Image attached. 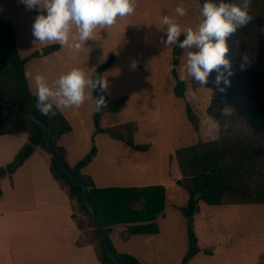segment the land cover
I'll use <instances>...</instances> for the list:
<instances>
[{"label": "trees", "instance_id": "obj_1", "mask_svg": "<svg viewBox=\"0 0 264 264\" xmlns=\"http://www.w3.org/2000/svg\"><path fill=\"white\" fill-rule=\"evenodd\" d=\"M203 3V0H201ZM243 5L244 0H233ZM250 20L226 37L228 52L225 54L231 63L233 72L230 83H215V70L210 77L216 88L208 107L209 113L219 123V136L209 140H198L175 150V157L181 170L176 180L189 193L187 204L180 206L181 211L193 217L199 211V200L210 204L264 203V0H247ZM183 34H181L182 38ZM0 46L12 54V64L7 73L0 78V99L14 102L33 112L52 129L51 142L55 151L79 176L88 187L89 199L95 208L98 221L104 225L109 235L111 227L125 223L121 230L123 239L138 233H154L159 228L156 221L165 216V184L132 186H98L91 175L83 168L96 156L98 148L94 142L90 150L74 164L67 160V149L59 141L64 133L73 129L72 123L61 111L54 109L42 114L36 107V97L30 87L25 71L26 62L33 57L53 52L61 43L52 42L33 50L28 55L20 51L17 33L13 23L0 17ZM174 60L178 63L183 52L174 46ZM116 60V54L110 55L94 69L93 74L103 75L104 71ZM8 63L7 57L0 52V70ZM176 77L175 93L184 95L185 79L178 78L176 67L172 68ZM221 87L223 90H220ZM93 97L103 94L106 103L100 111H94L95 132H103L120 139L137 149H147L148 144H137L134 133L137 128L134 121L102 126L101 119L106 112L119 111L126 98L111 96L106 89L102 92L93 89ZM188 116L196 124L197 115L188 104ZM26 132L28 141L19 149L14 159L0 166V181L14 171L37 149L42 148L51 155L50 168L54 177L66 188L76 206L74 217L83 229L86 240L94 244L102 264H116L108 254L104 239L97 228L92 212L89 210L83 193V186L74 181L57 163L47 146L48 131L22 113L0 105V134ZM3 189L0 184V195ZM189 249L182 264L189 261L203 249L190 222L188 226ZM110 238V236H109ZM111 240V239H110ZM113 246V244H112ZM113 249L123 264L143 263L129 252Z\"/></svg>", "mask_w": 264, "mask_h": 264}, {"label": "rangeland", "instance_id": "obj_2", "mask_svg": "<svg viewBox=\"0 0 264 264\" xmlns=\"http://www.w3.org/2000/svg\"><path fill=\"white\" fill-rule=\"evenodd\" d=\"M10 1L13 3L9 4ZM177 2L179 0H135L133 13L117 17L116 22L105 29L98 26L81 50H70V54H76L71 57L74 65L87 74L116 54V60L103 76L108 81L109 93L126 100L119 111L106 112L101 125L134 121L137 126L134 141L148 144L145 150L132 148L131 153L124 152L107 142L111 140L107 134H100L98 138L93 137L97 147L103 148L105 153L102 154L104 159L99 158L98 162L106 164L102 169L105 174H122L137 185L164 183L166 186L165 216L156 221L160 233L149 237L156 232L144 235L145 232L126 243L142 257L152 259L154 264H182L190 245L188 226L191 222L199 244L212 253L201 251L188 264H264V203L210 204L199 200V211L191 218L180 209L189 200L188 191L178 183H165L168 177L181 173L175 157L178 147L214 139L220 133L219 123L208 111L217 94L210 73L206 85H198L186 76L184 95L175 93L176 77L172 68L175 66L178 74L181 72L187 50L183 49L176 63L175 44H163L165 26L159 23L160 17L163 14L175 16L182 29L195 26L202 19L201 0H183L186 8L183 16H177L174 11ZM0 9L13 19L23 51L52 43L35 40L31 31L34 18L26 16L35 11L20 0H0ZM72 29L75 31L74 27ZM74 33L77 35L76 31ZM188 104L198 117L196 124L188 116ZM71 141L76 144L78 139L72 136ZM85 141L83 138V144ZM11 144L8 141L1 148L2 165L14 157L6 160ZM111 228L112 238H119L120 224ZM83 237L86 239V235Z\"/></svg>", "mask_w": 264, "mask_h": 264}, {"label": "crops", "instance_id": "obj_3", "mask_svg": "<svg viewBox=\"0 0 264 264\" xmlns=\"http://www.w3.org/2000/svg\"><path fill=\"white\" fill-rule=\"evenodd\" d=\"M11 3L13 2L10 1L9 4ZM31 9L35 11L33 14L27 12L28 15L24 12L29 19L30 16L35 18L39 12L44 11L42 8L33 7ZM0 12V17L10 20L15 28L13 19L8 16L9 13L1 9ZM74 32L72 29L69 42L61 44L59 49L30 58L26 62L25 71L33 92L32 75L37 70L45 74L51 82L61 72L67 71L66 68L75 66L71 57H75L76 54H70V50L74 51V48L70 46ZM17 38L23 55H28L33 51L29 48L23 51L18 33ZM92 71L90 69L88 74L90 75ZM106 91L109 93L107 88ZM93 104L94 97L91 90L81 105L60 108L73 126V129L64 133L59 141L67 149V160L70 164H74L90 150L92 146L90 142L93 137L98 138L100 134H106L95 132ZM72 136L78 139L76 144L72 143ZM109 137L111 140H107V142L112 147H117L118 150L131 153L130 149L135 148L123 140ZM81 138L82 141H80ZM83 138L86 140L84 144ZM8 141L12 142L13 146L9 145L11 148L8 150L11 153L7 154L6 160H9L10 156L15 157L19 149L28 141V134L26 132L0 134V155H2V146ZM80 142H82V146H80ZM80 147L82 149H78ZM97 148L96 156L83 168V172L91 175L98 186L137 185L128 181L122 174L103 173L102 169L107 166L98 161L99 158L104 159L102 157L104 150L101 147ZM1 162L3 161H0V166L4 164ZM50 162V153L42 148H37L14 171L12 176L6 175L0 181L3 189V194L0 195V264H102L94 244L83 237L84 231L78 226L73 215L76 212V203L66 188L52 174ZM97 168L101 169V172L97 171ZM180 176L181 173L174 177H168L165 183H177L176 180ZM118 224L122 227L119 229L120 235L126 224ZM157 233L160 232L149 235V237H153ZM147 234L151 233L144 235ZM137 235H143V233L134 234L128 239H123L121 235L119 238L113 239L111 230L109 233L116 250L132 253L143 263L154 264L152 259L142 257L127 246L126 243Z\"/></svg>", "mask_w": 264, "mask_h": 264}, {"label": "clouds", "instance_id": "obj_4", "mask_svg": "<svg viewBox=\"0 0 264 264\" xmlns=\"http://www.w3.org/2000/svg\"><path fill=\"white\" fill-rule=\"evenodd\" d=\"M28 8H42L32 21L31 31L35 40L41 42H69L72 28L77 35L72 36L71 47L81 50L85 41L92 37L93 30L112 25L117 17L131 14L135 10V0H20ZM177 16L186 12L183 0L177 2ZM202 19L195 26L182 29L175 16L163 14L159 23L164 25L163 44H176L186 49L184 66L178 75L180 80L189 77L198 85H206L210 71L215 70L217 85L230 83L233 69L228 52L226 37L238 26L250 20L247 0L243 5L233 0H203L200 9ZM183 32V36L181 34ZM134 63V62H133ZM36 107L42 114L54 109L81 105L93 89L101 92L107 88L106 77L87 74L83 68L73 66L61 72L49 82L40 71L32 75ZM220 90H223L221 87ZM194 94L193 90H189ZM106 103L103 94L94 99L93 111H100Z\"/></svg>", "mask_w": 264, "mask_h": 264}, {"label": "water", "instance_id": "obj_5", "mask_svg": "<svg viewBox=\"0 0 264 264\" xmlns=\"http://www.w3.org/2000/svg\"><path fill=\"white\" fill-rule=\"evenodd\" d=\"M0 52L3 53L7 59H8V63L6 64V66L4 68H2L0 70V78L2 76H4L7 71L9 70L11 64H12V54L11 52L6 49L5 47L3 46H0ZM0 105H3V106H6L8 108H11L13 110H16L20 113H22L24 116H26L27 118H30L32 120H34L35 122H37L41 127H43L44 129H46L48 131V136H47V146L51 152V154L54 156V158L56 159L57 163L60 165V167L74 180L76 181L77 183L81 184L83 186V193H84V199H85V202L89 208V210L92 212L93 214V217L96 221V224H97V228L98 230L100 231L103 239H104V242H105V246H106V249H107V252L108 254L114 259V261L116 262V264H123L120 260V258L116 255L114 249H113V246H112V242L109 238V235L107 234L106 232V229L104 227V225H102L99 221H98V218H97V215H96V211H95V208L93 207L92 203L90 202V199H89V193H88V187L87 185L84 183V181L79 177L77 176L68 166V164L62 159V157L55 151V149L53 148V145H52V142H51V137H52V129L50 128V126L44 122L43 120H41L40 118L37 117L36 114H34L33 112H30L26 109H24L23 107H21L20 105L14 103V102H11V101H8V100H3V99H0Z\"/></svg>", "mask_w": 264, "mask_h": 264}]
</instances>
